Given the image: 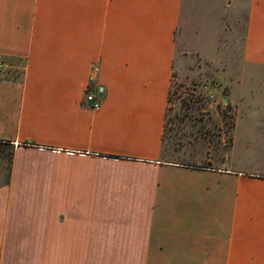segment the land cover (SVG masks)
<instances>
[{
	"label": "crops",
	"instance_id": "0c3cea01",
	"mask_svg": "<svg viewBox=\"0 0 264 264\" xmlns=\"http://www.w3.org/2000/svg\"><path fill=\"white\" fill-rule=\"evenodd\" d=\"M183 9L0 0V264H264V0H232L230 144L198 162L164 152Z\"/></svg>",
	"mask_w": 264,
	"mask_h": 264
},
{
	"label": "rangeland",
	"instance_id": "374dc122",
	"mask_svg": "<svg viewBox=\"0 0 264 264\" xmlns=\"http://www.w3.org/2000/svg\"><path fill=\"white\" fill-rule=\"evenodd\" d=\"M232 14V0H184L164 141L170 160L198 162L182 155L188 142L230 144L234 109L224 83L242 66L244 37L243 22L233 28ZM0 155V164H9L8 151Z\"/></svg>",
	"mask_w": 264,
	"mask_h": 264
},
{
	"label": "built area",
	"instance_id": "2783aa9c",
	"mask_svg": "<svg viewBox=\"0 0 264 264\" xmlns=\"http://www.w3.org/2000/svg\"><path fill=\"white\" fill-rule=\"evenodd\" d=\"M5 70H6V62L3 59V57L0 55V76L4 73ZM86 100L90 103V106H92V108L94 109H98L102 105L101 100L91 92H88Z\"/></svg>",
	"mask_w": 264,
	"mask_h": 264
}]
</instances>
